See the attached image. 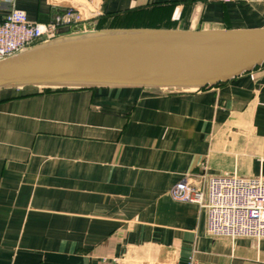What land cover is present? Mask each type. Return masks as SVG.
Listing matches in <instances>:
<instances>
[{
  "label": "crops",
  "instance_id": "crops-1",
  "mask_svg": "<svg viewBox=\"0 0 264 264\" xmlns=\"http://www.w3.org/2000/svg\"><path fill=\"white\" fill-rule=\"evenodd\" d=\"M79 31L254 30L264 0H0ZM0 89V264H264V239L213 238L190 176L264 177V65L203 90Z\"/></svg>",
  "mask_w": 264,
  "mask_h": 264
},
{
  "label": "water",
  "instance_id": "water-1",
  "mask_svg": "<svg viewBox=\"0 0 264 264\" xmlns=\"http://www.w3.org/2000/svg\"><path fill=\"white\" fill-rule=\"evenodd\" d=\"M264 65V28H111L63 33L0 61V89L203 90Z\"/></svg>",
  "mask_w": 264,
  "mask_h": 264
},
{
  "label": "built area",
  "instance_id": "built-area-1",
  "mask_svg": "<svg viewBox=\"0 0 264 264\" xmlns=\"http://www.w3.org/2000/svg\"><path fill=\"white\" fill-rule=\"evenodd\" d=\"M77 10L68 7L48 23L29 19L12 9L0 20V61L49 41L64 29L79 32ZM174 199L200 205L207 213V234L230 239H264V177L190 176L171 190ZM186 264H196L191 258Z\"/></svg>",
  "mask_w": 264,
  "mask_h": 264
},
{
  "label": "rangeland",
  "instance_id": "rangeland-1",
  "mask_svg": "<svg viewBox=\"0 0 264 264\" xmlns=\"http://www.w3.org/2000/svg\"><path fill=\"white\" fill-rule=\"evenodd\" d=\"M78 14V13H77ZM84 30V29H83ZM82 30V31H83ZM63 31H67V29H64ZM45 89H47L46 87H38V86H31V88H28L27 90L24 89V90H19L20 92L21 91H44ZM50 89H56V88H50Z\"/></svg>",
  "mask_w": 264,
  "mask_h": 264
},
{
  "label": "trees",
  "instance_id": "trees-1",
  "mask_svg": "<svg viewBox=\"0 0 264 264\" xmlns=\"http://www.w3.org/2000/svg\"><path fill=\"white\" fill-rule=\"evenodd\" d=\"M63 33H72V31L71 30H67V31H63ZM220 84H222V83H220ZM60 90H66V89H50V88H47V89L44 90V92H52V91H60Z\"/></svg>",
  "mask_w": 264,
  "mask_h": 264
},
{
  "label": "bare ground",
  "instance_id": "bare-ground-1",
  "mask_svg": "<svg viewBox=\"0 0 264 264\" xmlns=\"http://www.w3.org/2000/svg\"><path fill=\"white\" fill-rule=\"evenodd\" d=\"M193 91H196V90H193Z\"/></svg>",
  "mask_w": 264,
  "mask_h": 264
}]
</instances>
